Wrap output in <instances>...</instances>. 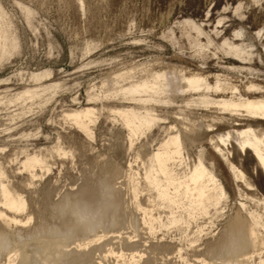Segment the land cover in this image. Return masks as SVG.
I'll return each mask as SVG.
<instances>
[{
  "label": "rangeland",
  "instance_id": "rangeland-1",
  "mask_svg": "<svg viewBox=\"0 0 264 264\" xmlns=\"http://www.w3.org/2000/svg\"><path fill=\"white\" fill-rule=\"evenodd\" d=\"M0 13L10 48L0 57V190L6 187L25 203L22 213H12L0 193V212L17 220L5 225L0 219L7 239L0 264H17L21 248L32 264H129L120 256L130 254L139 257L135 264H219L220 257L229 261L224 264H264V169L249 150L209 139L232 129L258 131L264 121L188 103L205 89L188 91L173 81L182 74L225 87L208 92L210 99H264V0H0ZM160 73L183 91L125 93ZM84 109L94 113L90 135L66 118ZM128 111L154 120L131 143L116 115ZM215 118L237 128H198ZM176 133L182 142L176 174L183 177L201 162L223 188L205 215L188 218L187 200L169 210L144 181V164ZM33 157L40 165L24 169ZM87 189L101 191L93 208L119 198V213L108 206L79 218L69 204ZM236 217L256 225L259 247L208 255ZM63 222L69 224L61 228ZM36 229L62 240L47 261L36 251Z\"/></svg>",
  "mask_w": 264,
  "mask_h": 264
},
{
  "label": "bare ground",
  "instance_id": "bare-ground-1",
  "mask_svg": "<svg viewBox=\"0 0 264 264\" xmlns=\"http://www.w3.org/2000/svg\"><path fill=\"white\" fill-rule=\"evenodd\" d=\"M7 42L8 39L6 37V31L0 23L1 58L10 54V48ZM11 45H13V43H11L10 46ZM31 78L37 80L38 76L34 75L31 76ZM173 81L174 84H176V82L186 84L188 91H198L200 89H205L206 94L201 95V97H199L196 101L189 100L188 103L200 104L205 106V108H213L221 114L226 112L238 113L242 111L246 115H248V117L260 120L258 122L264 121V99L257 100L253 97H242L241 95H238V97L233 96L230 99H227L224 96H222L220 99H210L207 95L208 92L222 93L225 91V87L217 83H215L214 86H210L203 78H200L198 76L186 77L182 74L175 76ZM169 88H174L177 90V92L179 90L180 92L183 91L180 85L176 86L175 88V85H173L171 82V75L167 73H160L154 74L150 78L146 79L144 82L130 87L125 91V93L133 95L166 94ZM231 90L236 91L237 89L235 87H232ZM29 93L30 92H26V94ZM19 99H21V97L17 98V100ZM116 115L121 120L124 127L128 130L130 143L132 142L133 138L138 135H141L143 130L151 127L154 122V120L148 114H146L145 116H140L131 111H128L118 112ZM93 116L94 113L91 110L84 109L74 111L70 113L66 118L70 119L86 135H90L89 125L94 124L95 121ZM212 117L213 116H211V118ZM222 120V118H215V121H212L214 123L211 122L207 125L200 124L198 128L201 129L202 132H213L214 128H217L216 131L225 130L227 128H237V126L233 125V123L229 121L223 122ZM253 123H255V121H253ZM257 127H260V125H258ZM232 130L233 131L227 132L221 131L219 133H216L214 137L212 136L209 139L210 141L216 140L221 146L224 147H228L231 144H235L241 152L249 150L255 159L256 165L264 169V128L258 131H255L251 128L246 130ZM216 149L220 152L222 151L219 145L216 146ZM181 162V136L178 133L173 136L168 134L166 139L160 143L158 149L150 158V160L144 164V167L146 166L143 177L144 181L149 186H151L155 198L160 200L162 205H164L169 210L174 208L179 209L183 206V200H187L189 201V207L192 209L191 213H188V218H191L193 213L195 212H200L202 215H205L207 214V208L213 204L216 205L220 198L224 196L223 188L218 183L216 178L205 169L201 162H198L196 165H193L185 176H178L176 174L175 165H179L178 163ZM38 165H40V161L33 157L26 159V161L23 163V168L29 171L31 169H34ZM235 175L236 178H243L242 175L239 173H235ZM247 186L253 187L252 184L249 183H247ZM109 190L113 192V189ZM100 192L101 191H99L98 189L84 190L80 194L78 202L76 201L77 203L75 204H69V206H72V208L74 207V210L78 212V216L81 219L87 218L89 214L93 213L99 208L100 210H103V208L108 206H111L109 210L114 215L117 210H120L121 201L119 200V198L107 199L105 203L103 202V204L97 205L98 208H93L92 206H90L92 202L95 201L94 196L96 193H98L101 197ZM0 193L2 196V205L8 211L12 213H22L25 210V203L20 200L17 196H14L6 187H2ZM98 201L99 200H97V202ZM62 203H67V201H62ZM144 215H149V211L144 210ZM0 219L5 225H10L12 223L17 222L14 216L7 217L4 212H0ZM179 221V218H177L173 221V223L175 224ZM28 222L29 219H27L26 223ZM66 222H69V219ZM153 222L154 220L150 218L147 221V226L152 227ZM92 223L94 222H91L89 225H91ZM64 224L66 223L63 222L61 224V228H63ZM68 224H66L65 226H67ZM70 226V229L72 227L75 230L78 228V224H72ZM66 228L69 229L68 227ZM41 232V230L36 229V231L33 232L32 237L38 240V242L35 244L37 245L36 251L42 253V255L44 256V260L47 261L49 254L57 250L59 247H62L63 244L61 242L62 240L54 236V234H49L46 237H42ZM19 236L22 237L23 235L19 233ZM6 240L7 239L5 233L3 231H0V249L2 248V244H4ZM260 244L261 239L257 233L256 225L254 223L246 224V222L241 220L239 217H236L235 219H233V221L229 223L223 235H221L219 239L216 240L214 245L208 248L207 254L210 256L219 257L222 256V254H226L227 252H229L230 249H237V251H245L247 249L252 248L256 249L259 247ZM125 245L128 248L133 247L130 242H126ZM16 257L18 260L17 264H32V259L25 253V251L22 250V248L17 251ZM120 257H126L127 259L122 258V262H128L129 264H135L137 262L135 261V259L139 258L134 254L121 255ZM217 260L220 261L219 264L229 262L226 259L224 260V258L222 257L218 258ZM201 264L210 263L203 261L201 262Z\"/></svg>",
  "mask_w": 264,
  "mask_h": 264
}]
</instances>
